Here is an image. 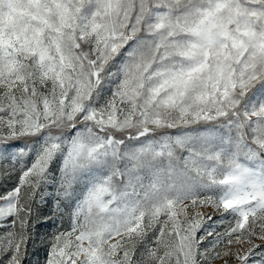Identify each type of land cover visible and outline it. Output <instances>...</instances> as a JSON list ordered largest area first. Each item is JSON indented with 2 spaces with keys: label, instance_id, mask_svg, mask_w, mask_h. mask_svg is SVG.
Returning a JSON list of instances; mask_svg holds the SVG:
<instances>
[{
  "label": "snow or ice",
  "instance_id": "snow-or-ice-1",
  "mask_svg": "<svg viewBox=\"0 0 264 264\" xmlns=\"http://www.w3.org/2000/svg\"><path fill=\"white\" fill-rule=\"evenodd\" d=\"M0 162V264H264V0H0Z\"/></svg>",
  "mask_w": 264,
  "mask_h": 264
},
{
  "label": "rangeland",
  "instance_id": "rangeland-1",
  "mask_svg": "<svg viewBox=\"0 0 264 264\" xmlns=\"http://www.w3.org/2000/svg\"><path fill=\"white\" fill-rule=\"evenodd\" d=\"M4 163H7V162H0V166H2ZM47 191H48V192H52V193H54L55 190H54L53 188H48ZM53 203H54L53 200H52L51 198H49V200H48V204L45 205V206H43V207L41 208V211H42L45 215H51V212L49 211V209L52 208ZM209 211H210V209H209ZM214 219H215V218H214ZM65 226H67V217H65ZM224 227H227V224H224L223 226L218 227V228H217V231H223ZM49 230H51L50 227H49ZM42 256H43V249H41V258H42ZM33 259H35V257H33ZM213 264H222V262L219 261V260H216V261H213Z\"/></svg>",
  "mask_w": 264,
  "mask_h": 264
}]
</instances>
